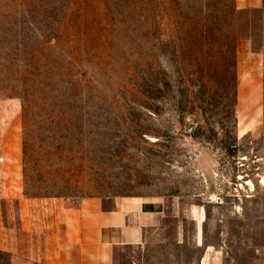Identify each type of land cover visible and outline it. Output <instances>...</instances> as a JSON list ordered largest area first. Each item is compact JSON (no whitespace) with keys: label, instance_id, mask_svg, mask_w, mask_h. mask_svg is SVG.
<instances>
[{"label":"rangeland","instance_id":"rangeland-1","mask_svg":"<svg viewBox=\"0 0 264 264\" xmlns=\"http://www.w3.org/2000/svg\"><path fill=\"white\" fill-rule=\"evenodd\" d=\"M105 196L202 209L114 264L263 257L264 0H0V264L43 253L20 209Z\"/></svg>","mask_w":264,"mask_h":264},{"label":"crops","instance_id":"crops-1","mask_svg":"<svg viewBox=\"0 0 264 264\" xmlns=\"http://www.w3.org/2000/svg\"><path fill=\"white\" fill-rule=\"evenodd\" d=\"M20 210V236L26 234L27 246L44 247L42 254L27 255L24 264H114L119 251L140 248L149 236L167 230L170 222L181 235L186 219L197 222L202 216L201 208H187L175 200L133 196L88 197L67 208L50 204L44 213L36 207ZM1 229L7 236L12 231L4 223ZM11 244L7 240L0 246ZM257 264H264V255Z\"/></svg>","mask_w":264,"mask_h":264},{"label":"trees","instance_id":"trees-1","mask_svg":"<svg viewBox=\"0 0 264 264\" xmlns=\"http://www.w3.org/2000/svg\"><path fill=\"white\" fill-rule=\"evenodd\" d=\"M235 90V89H234ZM236 93L234 92V95H235ZM234 101H235V98H234ZM235 104V103H234ZM234 104H232V106L234 105ZM233 109V108H232Z\"/></svg>","mask_w":264,"mask_h":264}]
</instances>
